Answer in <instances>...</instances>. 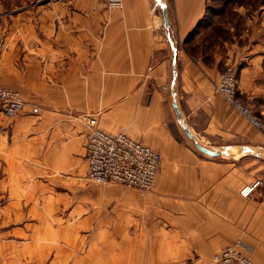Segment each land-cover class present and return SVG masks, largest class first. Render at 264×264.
<instances>
[{"label": "crops", "instance_id": "0c3cea01", "mask_svg": "<svg viewBox=\"0 0 264 264\" xmlns=\"http://www.w3.org/2000/svg\"><path fill=\"white\" fill-rule=\"evenodd\" d=\"M153 1L0 4V85L24 97L15 116L0 112L10 123L0 127V264L46 262L53 209L31 200L47 196L54 167L84 157L90 117L161 153L152 188L113 201L141 212L158 262L209 264L241 239L252 264H264V0ZM227 33L221 55L213 40ZM227 63H239L238 97L261 128L215 91Z\"/></svg>", "mask_w": 264, "mask_h": 264}, {"label": "rangeland", "instance_id": "374dc122", "mask_svg": "<svg viewBox=\"0 0 264 264\" xmlns=\"http://www.w3.org/2000/svg\"><path fill=\"white\" fill-rule=\"evenodd\" d=\"M21 1L0 0V4L6 8L12 3L20 4ZM221 36L222 39L215 38L213 41L221 43L222 47L216 48V52L224 55L226 50L223 44L224 41L230 42V34ZM176 58L178 61L182 59L181 55ZM5 119L0 115V127ZM7 122L4 124L9 126ZM84 158L70 167H54L52 182H48L47 196L31 200L53 209L54 246L46 262L41 264H163L156 259L157 248L144 244L149 242V237L148 233L138 228L146 222L141 212L128 214L125 209H116L113 202L117 198L127 197L131 190H148L113 182L103 184L86 180ZM110 196L114 197L111 199ZM2 203L0 199V205ZM74 206L80 208L81 214L73 215L70 212ZM83 216L89 218L84 226L77 223ZM190 260L182 264H190Z\"/></svg>", "mask_w": 264, "mask_h": 264}, {"label": "built area", "instance_id": "2783aa9c", "mask_svg": "<svg viewBox=\"0 0 264 264\" xmlns=\"http://www.w3.org/2000/svg\"><path fill=\"white\" fill-rule=\"evenodd\" d=\"M123 0H105L108 8H120ZM154 0L152 9L159 6ZM239 63H227L220 72L215 91L256 128L262 127L261 119L252 108L240 100L237 94V71ZM24 105L22 93L14 88L0 85V112L6 117L15 116ZM95 118H89V129L84 144V157L87 162L86 177L98 183H119L139 190H150L159 172L161 153L140 140L134 139L124 131L109 132L95 125ZM259 183L240 189L248 195ZM248 245L241 239L225 245L214 252L209 264H252Z\"/></svg>", "mask_w": 264, "mask_h": 264}, {"label": "water", "instance_id": "95a60500", "mask_svg": "<svg viewBox=\"0 0 264 264\" xmlns=\"http://www.w3.org/2000/svg\"><path fill=\"white\" fill-rule=\"evenodd\" d=\"M165 20H166V16H165ZM184 128H185V127H184ZM186 132H187L188 136L192 137V134H191V132H190L189 130L186 129ZM195 145H196V147H197L199 150H201V151L204 152V153L212 154V155L218 153L217 150H214V149L208 148V147H206V146L200 144L199 142H195ZM244 148H245L246 150H248V151H251V150H252V149H251L250 147H248V146H245Z\"/></svg>", "mask_w": 264, "mask_h": 264}]
</instances>
